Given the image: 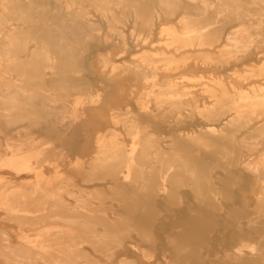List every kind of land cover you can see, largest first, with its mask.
<instances>
[{
	"label": "bare ground",
	"instance_id": "6f19581e",
	"mask_svg": "<svg viewBox=\"0 0 264 264\" xmlns=\"http://www.w3.org/2000/svg\"><path fill=\"white\" fill-rule=\"evenodd\" d=\"M138 1L0 0V264L260 258L264 0Z\"/></svg>",
	"mask_w": 264,
	"mask_h": 264
},
{
	"label": "rangeland",
	"instance_id": "374dc122",
	"mask_svg": "<svg viewBox=\"0 0 264 264\" xmlns=\"http://www.w3.org/2000/svg\"><path fill=\"white\" fill-rule=\"evenodd\" d=\"M139 4H151V1L150 0H139L138 1ZM178 14V12H177ZM164 23H167L166 21H163ZM236 26L233 24V25H228V26H225L224 30H232L233 28H235ZM205 77H207L208 75H203ZM262 118H259V119H256L254 120L253 122L250 123V126L249 127H252L253 124L255 123V121L259 122L257 124L260 125L262 123ZM248 130V129H242L241 130V133L244 134L245 131ZM251 130V129H250ZM243 152H242V155L244 158H246L247 154L249 153L248 150L246 148H242ZM264 150V140L260 141L256 150L253 151L254 155H259L261 154V152ZM255 156H252L251 158L255 157ZM65 163V160L62 162L61 164V173H64L68 167L64 164ZM258 183V179L256 178V180ZM183 191H185L186 193H188L187 197L188 198H191L192 197V200H193V203H194V199H193V195H191V191L189 188L187 187H183L182 188ZM239 195L242 199H244V197L247 198V192H239ZM237 205V204H236ZM253 202H249V201H244L242 204H240V206L246 208L247 207V211H248V214H251L253 212V207H252ZM169 206V205H168ZM123 205L121 204V209H122ZM167 204L165 202L159 204L157 207H156V212L159 214V215H163L165 212H166V209H167ZM256 210H259L258 213L256 215H258V218H257V225L251 227L250 228H245L246 231H248L249 233V241L251 243H253L259 250H258V253L261 255L260 258H257L256 260V264H264V217L261 216V211H260V208L259 209H256ZM121 212V210H120ZM56 225L54 224H50V223H47L46 225H43V228H50V227H55ZM0 228L5 230L7 232V237H8V240L11 244H15L17 242L20 241V233H18V229L15 225V223L13 222H6V221H0ZM158 234V232H157ZM22 235H28V236H31V238H34V233L33 232H26L24 231L22 233ZM33 236V237H32ZM159 237V239L161 240H164L166 237L164 235H160L158 234L157 235ZM82 248H84L85 250H88V251H91L89 250V247L87 244H81ZM203 252V250H202ZM90 254H92L94 257H96L98 260H101L103 262H109L111 264H116L118 262L119 259H124V258H127L128 260L132 259V260H135L136 264H147V261L145 259H142L139 255V253H131V252H126V251H118L116 252L115 256L110 260V261H106L105 258H103L102 256H100L99 254H96V253H93V252H88ZM157 258H160V254H159V251L157 253H155V257H152L151 259H149L150 263H156V259Z\"/></svg>",
	"mask_w": 264,
	"mask_h": 264
}]
</instances>
